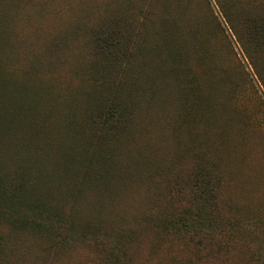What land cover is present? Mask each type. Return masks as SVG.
Here are the masks:
<instances>
[{"label":"trees","instance_id":"trees-1","mask_svg":"<svg viewBox=\"0 0 264 264\" xmlns=\"http://www.w3.org/2000/svg\"><path fill=\"white\" fill-rule=\"evenodd\" d=\"M67 1L0 0V264L19 256L20 230L46 238L47 260L74 252L63 264H86L78 245L96 253L89 264H137L149 239L178 263L248 248L264 264V152L187 159L176 148L192 122L208 139L256 126L250 110L230 107L238 103L208 64L206 41L231 45L229 30L264 90V0H200L211 14L206 34L192 0ZM51 11L65 21H50ZM145 108L161 117L142 127ZM131 210L142 214L135 224L123 221Z\"/></svg>","mask_w":264,"mask_h":264},{"label":"rangeland","instance_id":"rangeland-1","mask_svg":"<svg viewBox=\"0 0 264 264\" xmlns=\"http://www.w3.org/2000/svg\"><path fill=\"white\" fill-rule=\"evenodd\" d=\"M78 2H80V0H78ZM202 2L203 1L200 0H192L193 8L198 12L197 19H202V26L204 27L203 32L206 34L212 31V26L207 22V17L211 16V14L208 15V12H205ZM67 4H74V0H68ZM212 4L214 5L216 14L219 16V20L227 29V22L223 18V15L221 14V11L219 10L217 4ZM48 19L54 23H62L65 21V17L60 11H51ZM150 30H152L151 27ZM227 33L231 37V45L226 43L224 36L221 37L219 40L218 38H212L206 41L207 45L211 46L212 48V53L207 57L208 64H212L214 68H217L221 71L225 89L231 95L232 98H236L235 101L238 104L236 105L234 103H229L230 107L238 108V105H240L243 110H250L252 112V114L250 115V120L255 123L257 127L254 124H250L249 126H242L237 123L234 124L230 130H227L223 134V139H216L218 133L210 134V132H208V134L211 139H208V137L205 135L206 128L204 127L203 122H192L189 125H186V130L192 131L193 134H188L185 132L184 136L178 135L179 142H177L176 144L177 151L182 152L183 157H186L187 159L189 156L195 153V150H197L198 152H204L209 157H211L213 153H217L220 148L224 151L231 152L239 146H241V149H244L248 152H256L258 150L264 152V118L261 119L260 123V119L258 117H254L255 110L259 108L258 106L262 102L259 99V95H264V90L260 82L257 80V77L254 74L247 59L243 55L241 47L237 44L235 38L232 36L229 30L227 31ZM79 52L81 57V51L79 50ZM149 59L151 63L154 64H157L161 61L158 55L153 53H150ZM196 64V62L191 63V67L196 68ZM148 65L149 64L145 65V68ZM151 66L153 67L154 65ZM75 78L79 80L83 79L84 77L80 75L75 76ZM250 79L252 81H250ZM166 84L167 83L164 82L161 84V86L163 87ZM239 85H246L244 92L239 91ZM253 85H255V88L253 87ZM256 89L258 91H256ZM178 90L179 89L177 88V94ZM218 93L224 96L226 92L224 88H221ZM239 94L243 96L242 101H239ZM149 109L150 108H145L142 109V112L140 111L141 119L138 120L139 122L141 121L142 127L143 121H145L146 119H157L161 117V114L159 112L155 113L154 111H151L147 115V111ZM175 109V106L170 107L166 112V116L173 114ZM176 120L179 125L177 116ZM209 127H213V125L211 124ZM238 136H240L239 139H237ZM239 196L240 194H236L235 198H238ZM238 200L239 202H243L244 199L243 197H239ZM123 215L125 216L123 218V221H126L129 224L137 223L136 218L142 216V214L134 210L124 211ZM13 243V245L16 246V251L13 255H19L14 260V264H19L22 257H25L26 259H32L33 264H63L64 259L69 254L71 256L74 254V252L70 250L65 252L67 254H64L62 252L63 249L60 248L51 251V254L54 256V259L47 260V253L49 251L47 249L48 245L46 238L25 230H20L19 232H16V237L14 238ZM181 243L182 246H185L183 242ZM159 246L160 245H155L151 239L144 242L142 246H140L141 250L137 252V256L135 258L137 264H195L181 262L178 263L174 261V258H172L174 255L171 251L168 250L166 244L164 246H161L159 249H156ZM75 249L76 258H83V262L89 264L91 256H93L95 252L93 253L92 250H89L86 247H83L81 249L80 245H78ZM201 264H253V262L251 260V254L249 249L243 248L238 249L237 251L226 253L218 259H213V261L203 262Z\"/></svg>","mask_w":264,"mask_h":264},{"label":"bare ground","instance_id":"bare-ground-1","mask_svg":"<svg viewBox=\"0 0 264 264\" xmlns=\"http://www.w3.org/2000/svg\"><path fill=\"white\" fill-rule=\"evenodd\" d=\"M3 141V140H2ZM2 145V144H1ZM7 145V144H6Z\"/></svg>","mask_w":264,"mask_h":264}]
</instances>
